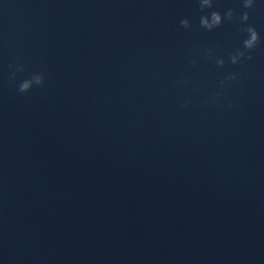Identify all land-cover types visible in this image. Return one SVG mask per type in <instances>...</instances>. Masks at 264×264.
<instances>
[{"label": "water", "instance_id": "1", "mask_svg": "<svg viewBox=\"0 0 264 264\" xmlns=\"http://www.w3.org/2000/svg\"><path fill=\"white\" fill-rule=\"evenodd\" d=\"M245 10L0 0V264H264V0Z\"/></svg>", "mask_w": 264, "mask_h": 264}, {"label": "clouds", "instance_id": "2", "mask_svg": "<svg viewBox=\"0 0 264 264\" xmlns=\"http://www.w3.org/2000/svg\"><path fill=\"white\" fill-rule=\"evenodd\" d=\"M242 3H243V8L246 10L240 14L239 19L242 23H246L250 18L249 11H247V9H252L255 7V0H242ZM199 7L201 11H204L205 9H210L213 7V0H199ZM234 15L235 12L233 9L226 10V12L223 15L218 11H211L210 13L201 16L200 25L203 28H206L207 30L211 31L212 29L219 27L223 23L225 18L231 20L234 17ZM180 23L184 28L190 27V21L187 18L182 19ZM243 31L247 33V38L244 39L243 41V49H238L230 57L231 63L233 64L238 63L241 60V58L246 56V51L250 52L260 42L259 32L254 26L247 24V26L243 28ZM247 58L251 59V56L248 55ZM217 64L223 66L224 60L218 59ZM14 75L15 73H13V76ZM227 79L235 80L236 74L229 75ZM43 83H44L43 73H35L31 76V78L21 81L18 90L21 93L27 92L34 85H42Z\"/></svg>", "mask_w": 264, "mask_h": 264}]
</instances>
